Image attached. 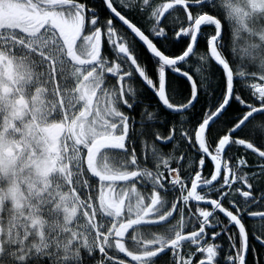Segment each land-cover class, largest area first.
I'll use <instances>...</instances> for the list:
<instances>
[{
	"label": "snow or ice",
	"instance_id": "6c2138e0",
	"mask_svg": "<svg viewBox=\"0 0 264 264\" xmlns=\"http://www.w3.org/2000/svg\"><path fill=\"white\" fill-rule=\"evenodd\" d=\"M104 7L102 16L92 0H0V86L11 89L0 94V144L16 156L0 171V191L16 183L28 199L0 201V264H237L246 232L264 246V146L255 143L264 138V79L251 67L235 74L228 34L212 19L222 21L216 0ZM137 62L174 116L141 100ZM174 72L191 84L179 100ZM201 96L212 103L192 123ZM40 125L60 126L56 167L51 187L28 196L21 180L41 155ZM56 190L79 197L69 223ZM32 215L63 227L38 232Z\"/></svg>",
	"mask_w": 264,
	"mask_h": 264
},
{
	"label": "clouds",
	"instance_id": "9594fccd",
	"mask_svg": "<svg viewBox=\"0 0 264 264\" xmlns=\"http://www.w3.org/2000/svg\"><path fill=\"white\" fill-rule=\"evenodd\" d=\"M216 2L218 5L217 10L222 14L223 20L221 21L216 17L212 19L217 23L218 35L223 29L224 22L228 25V48L233 58L237 60V68L239 69L235 74L248 75V68L251 67L255 69L251 72V75H258L264 79V0H216ZM241 65H244V67H241ZM81 115L86 116L87 114L81 113ZM38 127L44 133L38 138V142L44 141L41 145V155L37 156L35 161H32L35 165L32 172L22 177L21 180L28 189V196L33 194L40 196L51 187L52 181L48 177L56 167V158L51 157L50 153L56 151V139L60 133L56 136H48L45 134L51 125H40ZM48 140H52L53 143L49 145ZM49 162L52 166H49ZM26 167L27 162L22 165V170ZM55 195L59 197L55 208L64 214L63 220L65 223L71 222L75 218L79 207L78 203L72 202L73 197H76L77 201L79 197L76 196L75 191L70 194L66 191L56 190ZM9 198L14 199V206H19L21 200L25 203L28 202L24 191L16 183H13L7 191H0V201ZM33 209L35 210V206H33ZM29 218L32 225L38 227V232H42L45 226L63 227L59 220L49 222L44 217L36 215Z\"/></svg>",
	"mask_w": 264,
	"mask_h": 264
},
{
	"label": "trees",
	"instance_id": "16d2710c",
	"mask_svg": "<svg viewBox=\"0 0 264 264\" xmlns=\"http://www.w3.org/2000/svg\"><path fill=\"white\" fill-rule=\"evenodd\" d=\"M92 2H94V6L100 11V14L102 16L109 14L104 7L105 4L103 0H92ZM213 14L220 16L223 20V16L218 10L214 11ZM127 15L132 16V18L135 19L137 23H142V18L139 15L134 14V13H127ZM176 15L178 14L174 12L173 16H176ZM180 15L182 16L183 14L180 13ZM223 30L229 35L228 25L226 22H224L223 24ZM187 44H188V41L185 38L181 40L177 45H175V47L172 50L175 51L177 55H179L180 51H183L187 48ZM197 44L200 48H202L201 50L207 48L206 41L198 40ZM143 62L148 63V60L145 58ZM137 63H138V69L134 67L136 69V74H134L133 79L136 83L137 88L139 89L141 100L144 103L157 106L160 109L161 114L165 117V119H168L169 117L174 116V113H170L168 110L162 107L158 99V93L154 91V85L149 83V79L147 76L143 74V70L140 68L139 62ZM213 73L216 76L217 80L221 78L222 73L219 71L216 65H213ZM171 75L175 81L174 89H175L176 98L178 100L182 99L183 96L188 91L191 90V85L185 78L175 73H172ZM210 103H212V100L209 97L201 96L200 103L197 104V106L194 109H191L188 114L189 121H191L192 123H195L200 118L202 109L204 107H207ZM255 143L258 146H264V138H257L255 140ZM247 223L249 224L252 223L251 218H248ZM247 233L249 236V253H248L247 260H246V264H264V246H262L255 240V238L251 235L250 231ZM237 246L242 247V238H238Z\"/></svg>",
	"mask_w": 264,
	"mask_h": 264
},
{
	"label": "flooded vegetation",
	"instance_id": "af4514ba",
	"mask_svg": "<svg viewBox=\"0 0 264 264\" xmlns=\"http://www.w3.org/2000/svg\"><path fill=\"white\" fill-rule=\"evenodd\" d=\"M176 13L178 15H180L179 12H176ZM114 22L119 23L118 21H114ZM129 55H130L131 59L135 60L134 56H132L131 54H129ZM133 67L138 69V63H135L133 65ZM4 75L9 80L13 78L14 69L12 68L11 65H9L5 68ZM10 91H11V89L8 87L7 84L0 86V94H6L7 92H10ZM21 101H23V102H21ZM25 103L26 102L21 97H17L15 100V105H21V104H25ZM20 113H21V109L19 107H16L15 112H10L9 115L15 116V115H18ZM9 127H11V122H9ZM5 132H7V128H5L4 131L0 132V137H3ZM59 132H60V126L52 125L45 135L56 136ZM17 150H19V149L17 148ZM15 161H16V156H15L14 150L11 147L6 148L3 146V144H0V171L11 168L12 165L15 164ZM49 166H52L51 162H49ZM248 238H249V236H248ZM242 249H243V239H242ZM248 253H249V250H248ZM247 257H248V255H247ZM240 259H241V257L237 259V264H239ZM246 260H247V258H246ZM245 264H246V262H245Z\"/></svg>",
	"mask_w": 264,
	"mask_h": 264
},
{
	"label": "water",
	"instance_id": "95a60500",
	"mask_svg": "<svg viewBox=\"0 0 264 264\" xmlns=\"http://www.w3.org/2000/svg\"><path fill=\"white\" fill-rule=\"evenodd\" d=\"M103 2H104V4H106V3H107V0H103ZM197 43H198V41H197ZM174 73H175V72H174ZM175 74H177V75H179V76H181V77H183V78H185V79L187 80V78L184 77L183 75H181V74H179V73H175ZM190 85H191V84H190ZM159 102H160V104L162 105L163 108H165L166 110H168V109H167V106L164 105L163 102H162L161 100H159ZM172 113H174V112H172ZM242 239H243V252H244L245 254H242L239 264H245V262H246V258H247V255H248V250H249V238H248V233H247V232H246L245 235L242 237Z\"/></svg>",
	"mask_w": 264,
	"mask_h": 264
}]
</instances>
